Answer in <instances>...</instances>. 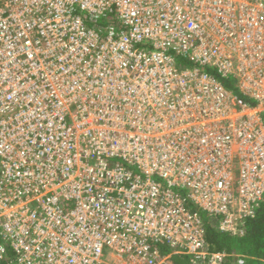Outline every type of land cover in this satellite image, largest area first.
I'll list each match as a JSON object with an SVG mask.
<instances>
[{
	"label": "built area",
	"instance_id": "built-area-1",
	"mask_svg": "<svg viewBox=\"0 0 264 264\" xmlns=\"http://www.w3.org/2000/svg\"><path fill=\"white\" fill-rule=\"evenodd\" d=\"M263 201L264 0H0V264H224Z\"/></svg>",
	"mask_w": 264,
	"mask_h": 264
},
{
	"label": "trees",
	"instance_id": "trees-1",
	"mask_svg": "<svg viewBox=\"0 0 264 264\" xmlns=\"http://www.w3.org/2000/svg\"><path fill=\"white\" fill-rule=\"evenodd\" d=\"M225 84L240 94L245 101L254 103L252 99L238 91L232 79H226ZM205 219L206 239L210 248L229 254L224 264H264V201L254 217L241 221L243 234L220 230L217 223H213L208 216H205ZM239 257L244 259V263L238 262ZM178 263L191 264V261L186 259Z\"/></svg>",
	"mask_w": 264,
	"mask_h": 264
},
{
	"label": "rangeland",
	"instance_id": "rangeland-1",
	"mask_svg": "<svg viewBox=\"0 0 264 264\" xmlns=\"http://www.w3.org/2000/svg\"><path fill=\"white\" fill-rule=\"evenodd\" d=\"M205 216H206V214H205Z\"/></svg>",
	"mask_w": 264,
	"mask_h": 264
}]
</instances>
